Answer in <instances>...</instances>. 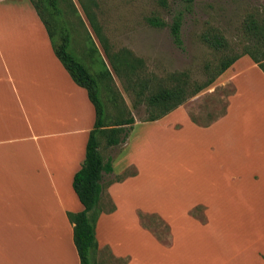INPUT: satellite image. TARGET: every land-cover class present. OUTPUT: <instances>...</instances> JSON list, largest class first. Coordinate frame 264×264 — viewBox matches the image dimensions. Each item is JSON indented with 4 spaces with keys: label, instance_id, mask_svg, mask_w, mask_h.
<instances>
[{
    "label": "crops",
    "instance_id": "obj_1",
    "mask_svg": "<svg viewBox=\"0 0 264 264\" xmlns=\"http://www.w3.org/2000/svg\"><path fill=\"white\" fill-rule=\"evenodd\" d=\"M222 83L234 92L209 126L182 106L145 123L164 122L173 138L194 142L185 170L200 175L201 186L183 200L149 209L132 195L144 183L141 160L103 154L113 165L105 182H114L101 200L99 253L120 264H264V72L244 55L215 86ZM95 122L87 90L58 60L32 1L0 0V264H81L68 213L84 210L73 181ZM205 146L202 156L195 152ZM132 166L137 174L118 182ZM198 206L205 223L190 215ZM138 212L169 225L170 246L143 228Z\"/></svg>",
    "mask_w": 264,
    "mask_h": 264
},
{
    "label": "rangeland",
    "instance_id": "obj_2",
    "mask_svg": "<svg viewBox=\"0 0 264 264\" xmlns=\"http://www.w3.org/2000/svg\"><path fill=\"white\" fill-rule=\"evenodd\" d=\"M187 6L188 0H60L63 21L53 18L47 9H43L55 43H61V30L67 29L71 38L68 52L76 60L94 73L103 70L104 61L111 71L113 79L102 82L101 92L99 90L106 106L105 114L107 110L106 124L114 126L119 118L130 115L134 116L137 124L126 142L118 146L109 148L106 139L102 138L101 150L105 156H120L129 151L131 157L141 160L144 183L141 184L142 190L132 192V195L145 198L143 204L149 209L160 200L173 203L183 200L193 185L197 189L201 184L198 185L200 175L189 176L185 170L188 147L194 144L189 136L181 134L178 139L173 138L175 134L165 130L164 122L159 126L143 122L150 115L146 95L157 85L174 84L170 78L182 73L187 74L185 80L189 84L202 83L212 72V69L207 70V66L216 67L223 59L243 54L247 47L264 51L262 45L256 44L255 34L247 29L251 20L257 24L264 21V0H195L184 16V50H181L173 42L170 25L173 15ZM88 13L100 36L96 35ZM150 18H158L167 26L154 27L148 22ZM209 29L218 30L226 39L224 49L215 50L203 41L202 36ZM91 48L96 50L92 56L89 53ZM106 50L110 54L130 51L142 59L143 65L138 72L151 86L144 96L138 98L131 82L114 73ZM104 84L110 86L109 91ZM215 85L189 99L181 108L200 125L211 124L226 114L234 87L229 83ZM128 142L129 147L126 146ZM205 148L195 149V152L202 156ZM199 160L202 163L203 159ZM119 162L115 163L118 168ZM127 171L133 173L134 167ZM102 205L106 209L112 208L108 200ZM147 224L159 231L164 230L158 220L148 219ZM160 235L167 238L165 232ZM95 262L120 264L111 259L107 251L98 253Z\"/></svg>",
    "mask_w": 264,
    "mask_h": 264
},
{
    "label": "trees",
    "instance_id": "obj_3",
    "mask_svg": "<svg viewBox=\"0 0 264 264\" xmlns=\"http://www.w3.org/2000/svg\"><path fill=\"white\" fill-rule=\"evenodd\" d=\"M31 1L35 6L39 17L47 28L55 55L70 74L73 81L78 86L87 90L89 98L96 111V122L94 129L90 133L87 143L86 158L82 168L76 173L73 181V188L80 202L83 204L84 210L79 213H68L69 220L74 226V242L80 257L81 264H96V256L99 253V244L96 238V226L103 212L101 200L107 187L112 182H114H105L104 179L105 175L113 173V165L112 159L106 160L104 158L103 152L101 150V139H106V145L109 148L126 142L136 124V121L134 116L130 115L127 118H119L114 126H109L106 124L107 110L105 114L106 106L104 100L102 101L99 96V90L101 92L102 82L105 83L107 79L111 80V71L107 68L104 61H102L103 70L94 73L89 68L81 64L78 60H76L74 56L68 52L71 38L67 29L61 30L62 36L60 44H57L53 41L54 35L52 30L49 28L47 20L44 18L43 9H47L53 18L63 21L62 11L59 8L60 0ZM194 1L195 0H188L189 6H187L185 10L176 12L173 15L172 24L170 25V32L173 42L181 50H184V40L182 37V27L185 18L184 16L186 12L190 11L191 5ZM88 16L96 35L100 36L89 13ZM148 22L154 27L167 26L164 21L158 18H150L148 19ZM247 29L251 34H255L257 40L256 44L262 45L261 48H264V21L261 24H257L254 20H251ZM202 39L208 46L215 50H221L227 46L226 39L216 29H209V31L203 34ZM93 48L89 50L90 56L96 52V50ZM258 52H261L262 54ZM244 55L249 56L264 72V51H256L247 47L243 54L223 59L222 62L216 67L211 68L210 66H207V70L212 69V72H210L211 74L209 73L210 75L207 80L202 83L197 82L192 85L189 84V82L185 80V76H187L186 73L172 76L169 81L175 82L174 84L157 85L155 90H151L150 93L146 95L145 102L148 106L150 115L149 118L143 122H155L174 112L183 106L189 99L196 97L214 85L220 76H222L241 56ZM106 56L114 73L122 80L131 82V87L136 91L138 98L144 96L145 91H149L151 89L149 82L141 78L138 72V70L143 65L142 59L135 57L130 51L126 50L115 54H110V52L106 50ZM104 86L109 91L110 86L108 84H104ZM192 121L202 127H207L210 125H200L193 118ZM136 174L137 171L134 167L133 173H129L127 171L116 180L120 182L125 178L135 176ZM113 209L114 207H112L111 210ZM138 215L143 228L149 230L163 245H171L170 227L166 222H164L157 215H149L143 212H138ZM190 215L199 218L203 223L206 222L204 208L202 206H198L193 209L190 212ZM148 219L158 220L164 227V230L159 231L151 227L149 224H147ZM164 232L167 234L166 239L160 235V233L163 234ZM126 262L127 261H124L123 264Z\"/></svg>",
    "mask_w": 264,
    "mask_h": 264
}]
</instances>
